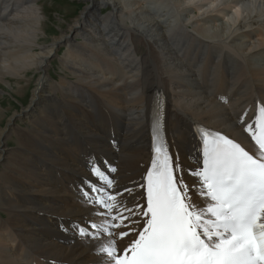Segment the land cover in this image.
I'll return each mask as SVG.
<instances>
[{
  "label": "bare ground",
  "instance_id": "bare-ground-1",
  "mask_svg": "<svg viewBox=\"0 0 264 264\" xmlns=\"http://www.w3.org/2000/svg\"><path fill=\"white\" fill-rule=\"evenodd\" d=\"M19 1L0 0V12L7 14L6 22L0 19V86L20 100L21 83L31 82L35 74L39 78L27 107L7 117L8 109L0 105V123L6 119L0 127V264H104L94 252L95 241L62 230L83 223L92 211L78 191L90 178V161L107 160L117 168L119 189H134L133 195L124 194L131 205L139 201L143 189L138 185L153 159L154 114L163 117L161 138L166 137L173 156L179 155L190 185L194 178L188 170L198 166L205 129L247 143L238 117L247 113L246 119L253 120L255 107L264 103V0H181L188 5L179 1L178 8L171 0H87L80 15L67 28L59 24L56 33L46 31L49 18L38 0ZM104 7L109 12L100 15ZM191 8L200 17L183 20L193 13ZM215 11L227 25L214 26ZM174 21L191 25L198 38L240 52L258 89L243 62L230 59L233 63L227 64L221 55L207 60L203 54L193 73L180 66L166 43ZM229 23L235 25L225 39L209 33L217 28L224 32ZM196 42L199 49L208 47L205 41ZM61 46L67 50L60 64L69 75L53 81L47 63ZM132 47L140 50L143 69L131 60ZM109 49L107 62L118 61L124 75L116 84L99 74ZM87 90L119 109L118 128L107 113L95 116L85 105L82 97L91 98ZM159 94L165 103L163 115L153 110ZM42 99L52 100L41 107ZM33 105L41 110L39 116L32 117ZM21 118L26 128L14 124ZM171 125L176 138L170 136ZM125 132H140L146 141ZM15 133V147L7 149V139ZM193 199L199 202L195 193ZM127 239H117V244L123 247Z\"/></svg>",
  "mask_w": 264,
  "mask_h": 264
},
{
  "label": "snow or ice",
  "instance_id": "snow-or-ice-1",
  "mask_svg": "<svg viewBox=\"0 0 264 264\" xmlns=\"http://www.w3.org/2000/svg\"><path fill=\"white\" fill-rule=\"evenodd\" d=\"M257 108L253 120L238 117L247 143L219 131L201 133L198 166L188 170L191 185L157 121L153 159L138 185L143 192L131 205L124 194L134 189H119L117 168L91 160L90 178L78 191L92 211L62 230L95 241L104 264H264V103ZM126 237L120 247L117 239Z\"/></svg>",
  "mask_w": 264,
  "mask_h": 264
},
{
  "label": "rangeland",
  "instance_id": "rangeland-1",
  "mask_svg": "<svg viewBox=\"0 0 264 264\" xmlns=\"http://www.w3.org/2000/svg\"><path fill=\"white\" fill-rule=\"evenodd\" d=\"M179 1L181 2V0H171V2L173 4L175 3L174 6H176L177 8L179 7L177 4V3H179ZM15 2H19V4H21V1H19V0H14V2H13V0H11V3H15ZM87 2H88L87 0H84V1L83 0H38V5L43 8V11L47 14V16L49 18V21L47 22L48 27H47L46 31L49 30V31H52L55 33L58 32L57 26L59 24H64L65 28H67V24H70L72 21H74L77 18V16L80 15L81 11L85 8V4ZM183 3L186 6L188 5L186 3V1H184ZM228 6L229 5L226 6V9H228ZM191 11L193 12V13L191 12L192 14H190L188 16H183L184 18L182 17V19L183 20L185 19L187 21L188 20L191 21L192 19L194 20V18L200 17L201 13H199V11H197L196 9L191 8ZM98 12L100 15H106L109 12V9H108V7H104L102 9H100ZM197 13H199V14H197ZM210 14H213V12L209 13V15ZM212 16H213V18H215V20H214L215 23H213L214 26H220L222 23L227 25L228 22H227L226 18L222 21L218 17V12L215 11V14ZM235 16L238 17V15H235ZM256 16L257 15H252L251 17H256ZM6 17H7L6 13L0 12V19L3 21V23L6 22L5 21ZM255 20L260 25V21L257 18ZM64 21L66 22V24L64 23ZM200 21L201 20H199V22L197 21V24L201 25ZM235 23H233V24L229 23V26H225L227 29L224 32H222L220 28H217V29L210 30L209 33L212 34V31H213L218 40H223L226 37L227 31H229V29L232 30ZM254 27L257 28V25H255ZM197 28H199V27H197ZM47 35L49 36L50 34H47ZM198 39L205 41L208 47L206 49H199L197 42H196V41H198ZM166 43L169 46L171 52L176 56L180 66H182L183 68H185L187 70L192 71V73H193V67H194L196 61L203 54H204V58L207 60H210L213 56L221 55L223 57V59L227 62V64H229L230 62L233 63V61H230V59H234L237 62H241V63L243 62L245 64L246 70H247L251 80L256 84L257 89H258V86H260V85H258L256 80L254 79V76L250 72L249 66H248L244 56L240 52H238L234 48L227 47L223 44L208 42L202 38L196 37V32L192 29L191 25H190V27H188L183 22L174 21L166 33ZM66 50L67 49L63 46L58 47L57 49H54L53 52L56 54H54L52 59H50L47 63L48 64L47 70L49 72L50 78L53 81H58L60 79L59 77H62V76L64 77V75L67 74L64 70H62L63 68L61 67V64H60V60H61V58H63L64 54L66 53ZM222 50L223 51L229 50V51H231V53H229V54L222 53L221 52ZM110 52H111V49L108 50V55L105 57L104 67H103L102 71L99 72V74H100L101 79H104L106 81H113L116 84V83L122 82L124 80V75L120 72V67H119L118 61L114 60L112 63L107 62V58L110 56L109 55ZM263 52H264V50H263ZM130 58L138 67L143 69L144 64L141 60V53H140V50L138 48L132 47V49L130 51ZM261 62L263 63L264 60H261ZM35 73L38 74V72H35ZM33 74H31L29 76V78L33 77ZM67 75H69V74H67ZM38 76H39V74L38 75L35 74L33 80L29 83H25V82L21 83V86H22L21 89L23 90L24 95H23V98H21L20 100H18L17 98H15L13 96L12 91L10 92L9 89H6L5 87L0 86V91H1L0 92L1 93L0 105L4 109H8V112L6 113L7 117L13 116L15 112L22 110L23 108H25L29 105L32 89L33 88L35 89V86H36L35 82L39 78ZM25 87H26V89H23ZM156 87H160V86H156ZM263 87H264V85H263ZM263 91H264V89H263ZM78 93H80V92H78ZM87 93L89 95H91V98L90 97H82L83 100L87 101V103L85 105L92 110V112L95 116H97L99 113H107L109 115L110 121L118 128L117 125L120 122H122V120L120 118V115L118 113H116V111L119 109L116 106H114L113 102L108 101V102L103 104L101 97L99 95H97L93 92H90L89 90H87ZM98 93L101 94L100 92H98ZM120 99H121V104L125 105L124 98L120 97ZM49 100H52V99H49ZM49 100L48 99L40 100L41 107H43L46 104V102ZM20 103H22L24 107ZM34 108L35 107L33 105L31 110H30L32 117L39 116L41 113V110H34ZM167 111H168V105H167L166 114H167ZM16 115H18V114H16ZM5 120H6L5 117L1 120L2 124L0 123V127H2L4 125ZM25 123H26V125H28V123L24 120V118H21L19 122H16L14 124L18 125L19 127L26 128ZM169 129L171 131L170 136L176 138L177 136L174 135L173 131H172L173 130L172 125L169 127ZM15 130L16 129L14 127L13 131H15ZM124 134H129L131 136L138 137L143 141H146L144 139V137L140 134V132H131V133L125 132ZM17 135H19V134L15 133L14 136H10V138L7 139V142H6V144H7L6 148L7 149H13L15 147L14 141H15V138H17L16 137ZM9 152H13V151H9ZM70 160H71V157H70ZM70 173H73V172L71 171ZM15 179L17 180V178H15Z\"/></svg>",
  "mask_w": 264,
  "mask_h": 264
}]
</instances>
